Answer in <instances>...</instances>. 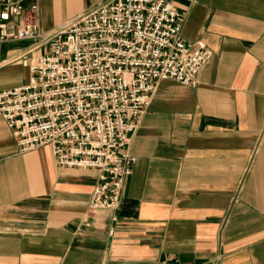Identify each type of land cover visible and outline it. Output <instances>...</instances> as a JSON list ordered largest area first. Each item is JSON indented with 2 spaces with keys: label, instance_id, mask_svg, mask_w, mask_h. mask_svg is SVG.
I'll return each mask as SVG.
<instances>
[{
  "label": "crops",
  "instance_id": "0c3cea01",
  "mask_svg": "<svg viewBox=\"0 0 264 264\" xmlns=\"http://www.w3.org/2000/svg\"><path fill=\"white\" fill-rule=\"evenodd\" d=\"M104 1L39 0L43 30ZM175 5L213 53L197 85L158 81L117 210L90 216L98 171L21 153L0 111V264H264V0ZM39 51L0 40V89L28 82Z\"/></svg>",
  "mask_w": 264,
  "mask_h": 264
},
{
  "label": "built area",
  "instance_id": "2783aa9c",
  "mask_svg": "<svg viewBox=\"0 0 264 264\" xmlns=\"http://www.w3.org/2000/svg\"><path fill=\"white\" fill-rule=\"evenodd\" d=\"M0 0V40L39 51L28 82L0 89L21 153L49 145L59 165L94 169L90 216L117 210L136 156L133 134L161 78L197 85L213 51L186 41L175 0H106L49 31L39 0Z\"/></svg>",
  "mask_w": 264,
  "mask_h": 264
}]
</instances>
